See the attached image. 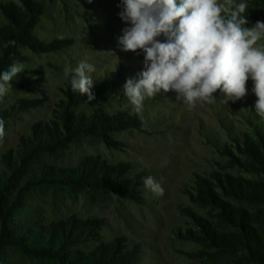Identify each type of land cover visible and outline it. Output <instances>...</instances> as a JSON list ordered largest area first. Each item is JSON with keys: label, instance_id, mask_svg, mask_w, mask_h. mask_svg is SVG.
Masks as SVG:
<instances>
[{"label": "rangeland", "instance_id": "1", "mask_svg": "<svg viewBox=\"0 0 264 264\" xmlns=\"http://www.w3.org/2000/svg\"><path fill=\"white\" fill-rule=\"evenodd\" d=\"M244 2L256 19L247 26L264 22V0ZM122 7L0 0V73L24 65L0 98V264H264V118L252 81L241 100L225 104L217 90L191 109L161 91L137 115L123 85L139 78L144 54L118 42L131 26ZM82 60L95 68L92 101L66 74ZM56 133L57 146H46ZM84 169L101 171L105 185L43 176ZM148 176L163 196L145 187ZM66 228L76 242L48 253L43 234Z\"/></svg>", "mask_w": 264, "mask_h": 264}, {"label": "clouds", "instance_id": "2", "mask_svg": "<svg viewBox=\"0 0 264 264\" xmlns=\"http://www.w3.org/2000/svg\"><path fill=\"white\" fill-rule=\"evenodd\" d=\"M119 17L130 27L118 38L125 52L142 51L144 70L138 79L129 78L123 85L124 95L140 115L145 98L161 91H174L177 100L189 109L197 103H213L214 93L224 103L243 99L252 81L257 97L255 111L264 118V22L248 27L244 0H122ZM165 39L161 42L159 37ZM15 41H9L14 44ZM24 71L13 63L0 73V98L12 88L11 81ZM95 68L80 61L71 72V90L88 101L92 92ZM5 136V121L0 118V141ZM145 187L158 196L164 188L153 177L144 179Z\"/></svg>", "mask_w": 264, "mask_h": 264}, {"label": "trees", "instance_id": "3", "mask_svg": "<svg viewBox=\"0 0 264 264\" xmlns=\"http://www.w3.org/2000/svg\"><path fill=\"white\" fill-rule=\"evenodd\" d=\"M255 20H256L255 18L254 19L251 18V19H249V22L250 21H255ZM18 35H19L18 36L19 37L18 38L19 41L21 39H23L22 31H20ZM2 38H3V40L6 41L5 36H3ZM31 45L34 46L33 44H31ZM116 123H117V121L114 120L112 123H107L104 127L105 128H107V127H116V125H117ZM87 129H90V128H87ZM36 133H37V129H34V131H33V135L35 136L34 140L36 142H39L38 138H40V137H37L38 135H36ZM59 139H61L60 134L56 133V135H54L52 137L49 136L48 139H45V142L47 143V144L45 143V145L46 146H50V148L55 147V146H57V141ZM29 147L24 149V151H25L24 157H27L29 155V152H27V151H31V149ZM31 147H34V146H32V144H31ZM9 165H10V163H9ZM89 166H90V164H89ZM86 167H88V165H86ZM12 169H13V166H12ZM93 173H94V169L93 170H89V171H86L84 169V170L78 171L77 173H75L74 171L64 172L63 174L58 173L59 175L57 176V175H53L52 173H48V172H46V170H44L43 176L44 175H47L49 177L51 176V178H55V179L60 180V181H65V180L73 181V182H76V185H82V184H85V183H91L90 179L93 178V179H98L99 180L100 186L105 185L104 184V180H103L105 178V175L102 174V172L100 171L99 173H101V177L102 178L99 179V178H97L98 175L96 173H95V177L94 176L91 177V175ZM1 182L3 183L4 181L1 180V177H0V183ZM68 226H67V228H68ZM67 228L65 229L66 232H64V229H62L60 234H55V232H50V233H44L43 234V237H42L43 238V242H44L43 246L46 247L45 250L48 253L52 254V253L58 252L60 255L64 254V252L68 249L69 241L70 242H76V238L78 237V234H80V233H78V231L76 233L75 230H71V229L67 231ZM73 228H74V226H73ZM74 232L76 233L75 235H74ZM36 247H38V245H36Z\"/></svg>", "mask_w": 264, "mask_h": 264}]
</instances>
